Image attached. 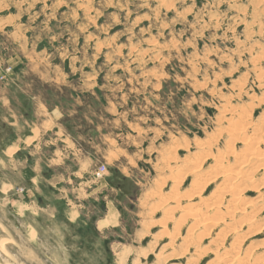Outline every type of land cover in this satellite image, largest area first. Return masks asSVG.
Listing matches in <instances>:
<instances>
[{"label": "rangeland", "instance_id": "obj_1", "mask_svg": "<svg viewBox=\"0 0 264 264\" xmlns=\"http://www.w3.org/2000/svg\"><path fill=\"white\" fill-rule=\"evenodd\" d=\"M246 136L264 144V0H0V237L32 261L16 263L223 264L227 251L260 249L264 211L239 248L210 234L166 258L183 250L189 225L178 232L175 221L199 189L183 164L200 146L241 153ZM32 137L43 142L25 146ZM261 172L240 176L248 201L264 195ZM55 175L76 176V219L64 217ZM221 180H205L194 202L208 203ZM106 202L117 223L102 229Z\"/></svg>", "mask_w": 264, "mask_h": 264}, {"label": "bare ground", "instance_id": "obj_2", "mask_svg": "<svg viewBox=\"0 0 264 264\" xmlns=\"http://www.w3.org/2000/svg\"><path fill=\"white\" fill-rule=\"evenodd\" d=\"M245 122L246 119L244 117L242 121L240 119L239 121H232V123H230L227 136L231 138L236 134L241 135V130L243 129ZM244 141L246 147L241 153H236L230 147H225L223 150H217L216 154L213 155L210 154V151L206 146H200L199 148L197 147L198 149L193 152V154L191 153V157H189L185 164H183L182 168L186 169V175L184 177L192 176L193 178L191 181V186L193 189H199H197L196 192H190L185 196L188 204L182 206V208L179 209L180 215L175 221V228L178 230V232L181 230H179V228L185 221L189 225V228L186 229L187 235L179 245V247L182 246L181 249L183 250L179 253H174L170 256H167L166 258H182L183 254H186L191 246L199 247V243L203 241V238L210 234H214L216 236V240H214V242L221 244H225L224 242L231 238V245H234L235 247L238 244L237 246L239 248V245H241V240H243V238L246 236V232L250 231L252 226H255L254 224L260 217V212L264 211V195H260L262 197H260L257 202H251L252 200L248 201L243 194V191L247 189V185L245 180L240 176L242 173H246L248 176H251L257 170H261V178L264 187V144L261 145L258 142L249 139L248 136L244 138ZM180 144L181 143L179 140L175 143L176 147ZM178 148L180 149V147ZM231 157L233 159L232 162L230 161ZM209 160L212 161L214 166L208 165L206 166L208 167L206 168L207 170L203 169ZM182 168L177 169V172L175 173L177 174L176 176L173 177L171 174V177L174 178V183H176L178 179L182 177L179 176ZM219 178L222 179V183L217 187L214 196L209 199L208 203L197 204L194 202L195 198H199V194L204 190V187L200 188V186L203 185L205 180L209 181L213 179V181H217ZM256 189L259 188L256 187ZM157 202H160L161 204L163 201H161L159 198ZM178 202L179 198L177 196H173L171 198V204L169 205L170 207L167 210L164 209L166 207L163 208L165 210V215L163 216V219L166 220L165 222H168L170 219H174L172 215H170L172 214L171 208L172 211L173 209L175 210L177 208ZM152 204L154 205L152 206L153 211L159 208V205L155 206L154 203ZM227 217H229L228 221ZM2 228L3 225L0 221V229ZM258 229L260 228H257V230ZM163 234L167 235V242L170 244L174 242V234H167L166 232ZM4 236L0 237V255H2L0 264H19L21 263L20 261L16 263V260L19 259H25V261L29 260L27 262H32L27 257V255H25L26 253L23 252L24 250H21V248L8 249L10 244H13L14 242L11 237L7 236V238H5ZM215 244L214 246H216ZM258 245H246L243 252L244 255L241 251L237 250L223 253L222 259L225 261L223 264H264V241H262V247L260 249V246ZM216 247L218 248V246ZM31 257L32 256H30V258ZM26 263L24 262L23 264Z\"/></svg>", "mask_w": 264, "mask_h": 264}, {"label": "crops", "instance_id": "obj_3", "mask_svg": "<svg viewBox=\"0 0 264 264\" xmlns=\"http://www.w3.org/2000/svg\"><path fill=\"white\" fill-rule=\"evenodd\" d=\"M58 23H59V21L52 20L50 22V25L53 27V26L59 25ZM62 24L64 25V23H61L60 25H62ZM32 141H39V143L43 142V140L41 138L32 137L31 140H29L28 142L25 143V146H33ZM20 145H21V143L14 145L16 147H13V148H15V152L11 153L12 155L17 153L18 150L23 149V147ZM11 147H12V145H10V146L7 145L6 149L11 148ZM6 149L2 150V155H3V158H5V159H7L6 157H9L8 154H6V156H5ZM54 165H56V164H54ZM57 165H59V163ZM32 170H35V167H33ZM78 172L79 171H77L76 173H78ZM21 174H25L24 168L22 169ZM36 174H37V171H35V174L32 177L30 175L28 176L29 180L32 183H36V181L38 180V177ZM75 177H76L75 175H72V176L71 175H66V176L55 175L49 179V184L52 185L53 187L60 186V188L58 190L61 193L58 195V197H59V199L65 200L67 202L68 207L66 208L65 215H64L65 219H67V220L76 219L78 217V214H79V212L76 208V205L73 202H71L69 199V195L74 193L76 190L78 191V189H79V187L76 188L75 185L71 184L73 182V180L76 179ZM87 183L88 182H86V184ZM35 188H38V184H36ZM94 190H95V188H92L86 196H90ZM106 204H107L106 209H105L103 215L96 220L97 226L100 222L104 223V225L100 227L102 229H107L109 227L114 226L115 223H117V215H116V217H114V215H112V212L110 211V207L113 209H114V207L112 205H110L109 202H106ZM47 206H49V205H47ZM49 212H50V216L53 217L54 216L53 207H49ZM114 220H115V222H114Z\"/></svg>", "mask_w": 264, "mask_h": 264}, {"label": "built area", "instance_id": "obj_4", "mask_svg": "<svg viewBox=\"0 0 264 264\" xmlns=\"http://www.w3.org/2000/svg\"><path fill=\"white\" fill-rule=\"evenodd\" d=\"M104 170H105V167H104L103 165L100 166V167L95 171V175H96L97 177L101 176V175L103 174Z\"/></svg>", "mask_w": 264, "mask_h": 264}]
</instances>
